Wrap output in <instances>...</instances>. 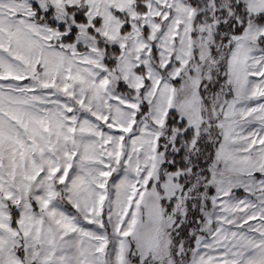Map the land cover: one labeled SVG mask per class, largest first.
I'll return each mask as SVG.
<instances>
[{
    "label": "snow or ice",
    "instance_id": "snow-or-ice-1",
    "mask_svg": "<svg viewBox=\"0 0 264 264\" xmlns=\"http://www.w3.org/2000/svg\"><path fill=\"white\" fill-rule=\"evenodd\" d=\"M0 264H264V0H0Z\"/></svg>",
    "mask_w": 264,
    "mask_h": 264
}]
</instances>
